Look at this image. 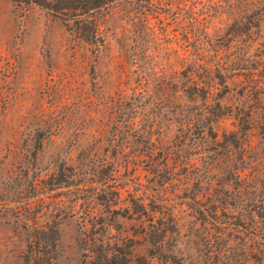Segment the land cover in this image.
Wrapping results in <instances>:
<instances>
[{
    "label": "rangeland",
    "instance_id": "obj_1",
    "mask_svg": "<svg viewBox=\"0 0 264 264\" xmlns=\"http://www.w3.org/2000/svg\"><path fill=\"white\" fill-rule=\"evenodd\" d=\"M261 2L171 0L137 13L132 2L115 1L104 12L105 41L97 48L71 33L65 20L42 8L24 9L14 0H0V264H25L29 244L38 228L47 224L59 231L53 264H83L82 218L70 212L75 172L86 169L92 189L97 190L109 178L105 159L107 154L115 158L108 151L114 107L130 100L140 88L148 90L146 102L150 115L158 118V130L169 126L167 109L172 102L189 104V109L202 106L200 97L195 101L178 98L176 82H183L184 75L193 76L199 84L206 74L216 76L215 49L228 46L235 24L239 25L235 16L246 20ZM253 20L245 41L234 42L237 47L245 45L250 53L264 40V23L258 28ZM214 78L210 103L220 101L224 113L214 124L218 139L224 133L241 134L247 112L246 137L252 145L261 144L263 112L256 109L254 100L244 101L236 91L226 93ZM174 135L165 138L166 148L173 146ZM135 145L119 157L116 179L122 201L116 207L131 204L129 194L143 196L146 203L151 196L162 199L151 208L154 223L169 228L164 241L167 252L182 264H206L201 221L184 184L187 175L194 177L195 167H201L200 155L187 150L185 157L189 155L197 165L178 167L174 179L163 185L157 171L148 166L144 143ZM60 165L64 172L55 170ZM52 173H57L55 178ZM35 178L40 179V195L31 198L35 217L27 221L17 210L25 213V203L36 192ZM118 222L128 227L125 235L132 234L129 228L137 223L121 216ZM50 236L48 240L54 242L56 237ZM147 247L136 246L135 251L147 254Z\"/></svg>",
    "mask_w": 264,
    "mask_h": 264
},
{
    "label": "trees",
    "instance_id": "obj_2",
    "mask_svg": "<svg viewBox=\"0 0 264 264\" xmlns=\"http://www.w3.org/2000/svg\"><path fill=\"white\" fill-rule=\"evenodd\" d=\"M14 1L24 9L37 6L62 18L71 33L99 48L105 41L102 29L104 12L113 2L120 0ZM127 1L134 4L137 13H145L171 0ZM245 18L249 21L235 16L239 25L235 24L228 46L215 49L216 76L206 74L199 84L193 76L184 75L186 79L183 82H176L178 98L195 101L197 96L202 106L189 109V104L172 102L167 109L170 124L160 126L158 130V118L150 115L146 102L148 90L140 88L130 100L121 101L114 107L115 120L110 131L108 151L111 150L115 158L111 160L107 154L105 159L111 172L109 178L97 190L92 189L93 183L87 178L86 169L75 172L77 182L70 212L81 214L83 264H182L166 250L164 241L169 228L158 227L154 223L152 203L162 202V199L151 196V202L146 203L143 196L129 194L131 204L116 207L122 201L120 184L116 179L120 168L119 157L133 149V145L137 148L135 143H144L148 166L157 171L159 182L163 185L174 179L178 167L192 168L197 165L189 155L185 157L187 150L192 151L190 155L193 152L200 155L201 167H195V176L188 174L184 184L190 193L187 197L192 201L197 219L201 221L206 264H264V40L259 42L253 53L244 50L245 45L234 46L235 41L244 42V36L251 34L247 31L253 26V19L256 18L255 26L258 28L264 23V0ZM243 28L247 30L243 31ZM204 70L208 72V68L204 67ZM174 74L178 76V71ZM214 77L220 80L218 83L226 93L236 91L244 101L254 100L256 109L263 112L259 125L261 144L252 145L246 137L250 129L247 112L242 117L244 125L241 134L238 131L224 133L223 139H218L214 124L224 113L220 101L210 103L215 87ZM172 134H175V140L168 149L162 143ZM171 159L174 160L172 165ZM58 167L55 170L64 172V166ZM56 174L52 173L53 178ZM39 182V178L32 180L36 192L25 203V213L22 208L17 210L27 221L35 217L31 198H39ZM94 204L102 206L103 210L95 209ZM148 208H151L150 211ZM120 216L137 221L129 228L132 234L125 235L128 227L118 222ZM36 219L33 221L36 222ZM114 229L117 231L115 235L111 233ZM47 234H51V239L56 237L55 241L48 240ZM58 239L56 226L47 224L38 228L28 246L25 264H53ZM141 245L148 246L147 254L135 251L136 246Z\"/></svg>",
    "mask_w": 264,
    "mask_h": 264
}]
</instances>
